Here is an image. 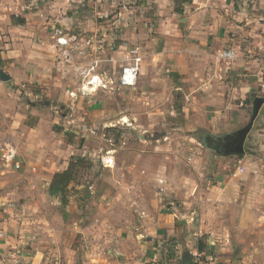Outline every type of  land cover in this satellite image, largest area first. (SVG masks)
Masks as SVG:
<instances>
[{
	"label": "crops",
	"instance_id": "crops-1",
	"mask_svg": "<svg viewBox=\"0 0 264 264\" xmlns=\"http://www.w3.org/2000/svg\"><path fill=\"white\" fill-rule=\"evenodd\" d=\"M72 2L0 0V73L9 78L3 81L0 75V173L7 166L1 159L5 145L14 148L22 165L21 177L10 183L7 207L6 197L0 195V264H179V260L184 264V250L196 256L208 255V261L201 264H217L211 258L212 253L200 252L196 244L204 235L211 239L210 249L218 242H227L246 248V252H263L264 165L247 153L239 164L199 156L194 169L201 176H210L206 181L204 178L189 181V188L179 182L169 186L176 191L177 203L164 202L170 183L161 180L157 187L161 197L153 198L151 206H146L141 218L136 220L137 228L120 231L119 237L111 242L97 234L94 255L88 246L84 251L83 244L80 253L75 241L59 243L62 230L58 224L63 204L60 194L51 190L50 184L55 174L67 169L76 149L67 143L64 132L61 134L67 132L60 131L67 116L58 111L57 105L74 106L76 88L82 94V98L75 99L77 107L86 104L88 109L99 111L104 104L97 92L108 89L114 82L107 72L99 73L98 65L94 64L97 61L91 59L87 71L80 72H84L86 80L90 76L100 77L105 87L92 92H82L80 82L78 87V84L71 87L75 84L67 73L73 74L75 68L71 51L76 45L84 48L91 43L87 36L72 33L79 24L83 28L87 26V21H78L72 14ZM153 2L159 18L155 24L145 19L146 25L173 29L178 36L177 48L169 45L168 48L175 51L173 54L178 53L172 56L179 64L168 76L171 82L179 84L177 90L184 95L183 112L190 119L186 122L187 130L195 123L200 124L197 134L206 133L205 127L210 126V130L224 133L216 134L213 130L207 135L215 141H226L231 136L228 124L235 110L241 109L234 101L235 93L241 91L246 97L257 94L253 104L258 99L264 100L261 96L264 94V0H191L182 3L176 11L170 0ZM57 31L80 42L61 47L57 43ZM224 50L234 51L235 58H222ZM167 66L173 67L174 62H168ZM139 77L136 90L144 91L151 86L147 84L148 81L152 84L147 69ZM69 91L72 99L67 95ZM41 93H47L49 99L53 95V100L39 106L36 102ZM144 104L151 106L149 100ZM261 121L264 123V103L255 120L256 124ZM248 143L255 149L259 145L264 148V129L258 132L254 127L246 138L245 144ZM64 206L72 208L69 204ZM68 228L73 238L74 228ZM182 230L187 232L184 238ZM80 232L87 241L88 227L83 226ZM107 242L110 244L106 245ZM163 251H170L171 259L163 262L166 256L162 255ZM234 262L227 260L223 264Z\"/></svg>",
	"mask_w": 264,
	"mask_h": 264
},
{
	"label": "rangeland",
	"instance_id": "rangeland-1",
	"mask_svg": "<svg viewBox=\"0 0 264 264\" xmlns=\"http://www.w3.org/2000/svg\"><path fill=\"white\" fill-rule=\"evenodd\" d=\"M170 1L171 4L174 3L175 11L182 4V0ZM155 5L153 0H74L72 2V14L74 13L78 21H87L85 28L79 24L72 33L87 36L86 40L91 43L88 48L76 45L71 51L75 66L72 70L73 74L67 72L75 83L71 87L76 84L78 87L80 82L81 88L85 83V76L80 70H86L89 67L87 62L91 59L97 61L94 64L98 65L99 73L107 72L114 81L108 89L97 92L101 104H104L99 111L94 110L93 107L88 109L85 107L86 104L77 107L78 100L75 99L82 98V94L76 91V88L73 91L77 94L74 98V106L57 105L58 111L67 116L66 121L61 123L64 128L60 131L67 130V132L62 131L61 134L64 132L67 143L76 149L72 158L84 160L83 166L77 169L68 195V204L72 207V211L70 207L61 206L58 226L62 230V235L59 234V243L65 245L67 242L75 241L79 245L80 253L83 252L81 247L83 244L84 251L88 246V251L94 255L93 244L96 243L98 237L96 235L99 233L100 237H105L106 241L111 242L119 237L120 231L137 228L136 220L141 218L146 206L150 205L153 198L161 197L157 188L161 180L166 179L170 183L167 186L166 196H163L165 203L178 202L176 191L168 188L175 182L184 183L189 188V181L202 178L206 181L210 174L201 176L193 167L199 156L212 157L215 160L218 157L220 163L222 160L239 164L247 153L259 159L264 165V148L261 145L255 149L251 144H245V154L240 157L224 156V151L217 156L207 149L205 137L209 131L221 134L224 133L222 130L219 132L217 129L210 130L208 126V129L205 127L206 133L197 134L200 124L195 125V123L193 127H188L190 130H187V113L183 112L185 111L184 95L177 90L179 84L176 81L171 82L168 76L171 69H177L179 64L172 56H178V53L173 54L175 51L168 48V45L177 48L178 36L174 35L173 29L146 25L145 19L155 24L159 18ZM79 40L73 44H77ZM135 51H138V55L144 56L141 71L147 69L151 73L152 84L148 81L147 84L151 86L144 88V91L135 89L139 85L140 74L136 86L131 87L133 89L121 86L119 80ZM168 62H174V66L168 67ZM75 73L79 75L76 76ZM144 84L145 82L141 83ZM67 95L71 98L70 91ZM235 95L234 101L241 109L235 110L234 117L228 124L230 135L249 124L253 113V101L258 96L253 93H250L249 97H246V94L242 96L241 91ZM261 96L264 97V94ZM25 97L24 95L23 100L27 102ZM48 100H53V95L49 99L47 93H41L36 103L42 106ZM148 100L151 106L145 107L144 102ZM254 127L255 131L261 132L264 123L255 122ZM107 152H111L109 156L114 161L112 167L103 165V159L108 157ZM20 177V170L14 166H3L0 173V195L6 197L4 198L7 201L6 207L10 200V197H7L10 183L19 180ZM69 226L74 228L73 238L70 237ZM83 226H87L89 230L87 241L83 240L80 232ZM179 226L180 223L177 221V228H180ZM181 235L184 238L187 232L182 230ZM210 241V237L204 235L196 244L204 245V252L212 253L211 258L217 264H223L227 260L233 263L235 259H237L235 264H264V251L246 252V248L236 247L227 242H218L210 249ZM212 241L215 243V240ZM108 242L106 245L110 244ZM250 247L254 249V246ZM164 253L166 256L165 258L163 256V262L167 258L171 259L170 251H163L162 255ZM182 256L189 259L192 264L208 261V255L196 256L187 250L183 251ZM74 257L76 258L77 255L75 254ZM216 257L220 260L218 261ZM179 264H182L180 260Z\"/></svg>",
	"mask_w": 264,
	"mask_h": 264
},
{
	"label": "built area",
	"instance_id": "built-area-1",
	"mask_svg": "<svg viewBox=\"0 0 264 264\" xmlns=\"http://www.w3.org/2000/svg\"><path fill=\"white\" fill-rule=\"evenodd\" d=\"M57 43L61 47H70L73 42L77 40L76 37L73 38H66L60 31H57ZM134 56L131 57V62L123 69L122 76L120 78V84L123 87H134L136 86L138 76L141 72L142 67V56L138 55V52H134ZM221 57L224 59H231L233 60L235 58V53L232 50H224L221 53ZM87 71V70H84ZM84 73V72H82ZM105 87V84L103 80H101L98 76H90L87 80H85V83L83 84L82 92H92L96 89ZM111 152H107V158L103 159V165L106 167H112V164L114 163L113 158L109 156ZM1 159L4 161V163L7 166H14L17 170H20L22 168V165L19 161H17V154L12 148V146L5 145L2 148V156Z\"/></svg>",
	"mask_w": 264,
	"mask_h": 264
},
{
	"label": "water",
	"instance_id": "water-1",
	"mask_svg": "<svg viewBox=\"0 0 264 264\" xmlns=\"http://www.w3.org/2000/svg\"><path fill=\"white\" fill-rule=\"evenodd\" d=\"M0 75H1V79L3 81H8L9 78L6 77L3 73H0ZM263 103H264L263 99L256 100L253 104V113H252V117H251L249 124L244 129L237 131L236 133H234L231 136H228V138L226 140L228 145L224 149V154H223L224 156H227V157L239 156L240 157V156H243L245 154L244 147H245L246 138L253 128V124H254L256 118L258 117V114L260 112V109H261ZM235 137H236V139H235ZM214 142H215V140L212 137H210L209 135H207L205 137L206 146L211 150H215L218 153H221L222 151H220L219 148L216 145H214L215 144ZM184 264H192V263L189 259H185Z\"/></svg>",
	"mask_w": 264,
	"mask_h": 264
},
{
	"label": "trees",
	"instance_id": "trees-1",
	"mask_svg": "<svg viewBox=\"0 0 264 264\" xmlns=\"http://www.w3.org/2000/svg\"><path fill=\"white\" fill-rule=\"evenodd\" d=\"M191 0H182L181 3H188ZM83 159L72 158L65 171H61L54 175L50 188L53 191H57L60 194L63 205H67L69 202L70 186L75 180V174L80 166H83ZM204 245L199 244L200 252H204Z\"/></svg>",
	"mask_w": 264,
	"mask_h": 264
},
{
	"label": "flooded vegetation",
	"instance_id": "flooded-vegetation-1",
	"mask_svg": "<svg viewBox=\"0 0 264 264\" xmlns=\"http://www.w3.org/2000/svg\"><path fill=\"white\" fill-rule=\"evenodd\" d=\"M230 141V140H229ZM231 142V141H230ZM215 145L221 150L224 151V149L226 148V146L228 145V143L225 140H216L215 141Z\"/></svg>",
	"mask_w": 264,
	"mask_h": 264
}]
</instances>
